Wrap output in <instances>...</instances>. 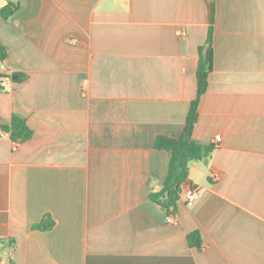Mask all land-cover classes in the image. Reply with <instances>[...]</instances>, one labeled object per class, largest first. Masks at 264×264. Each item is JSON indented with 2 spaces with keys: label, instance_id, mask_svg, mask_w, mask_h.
<instances>
[{
  "label": "crops",
  "instance_id": "crops-1",
  "mask_svg": "<svg viewBox=\"0 0 264 264\" xmlns=\"http://www.w3.org/2000/svg\"><path fill=\"white\" fill-rule=\"evenodd\" d=\"M12 1L19 11L0 15L13 78L0 89L1 264H264V0L215 2L192 136L214 150L190 163L199 198L180 195L175 224L151 199L171 159L155 141L185 130L211 0ZM14 115L29 140L4 130Z\"/></svg>",
  "mask_w": 264,
  "mask_h": 264
},
{
  "label": "trees",
  "instance_id": "trees-1",
  "mask_svg": "<svg viewBox=\"0 0 264 264\" xmlns=\"http://www.w3.org/2000/svg\"><path fill=\"white\" fill-rule=\"evenodd\" d=\"M5 1V6L0 10V15L5 18H11L20 9V5L12 0ZM216 0H211L212 3V17L211 25L208 32V38L206 46H209L207 56H204V50L206 46L200 48L199 63L197 68V95L192 101L187 120L186 127L183 135L179 139H173L168 137H158L155 141V148L157 150H165L171 153L169 173L166 180L164 189L159 193L151 195V199L158 203L168 213H176L178 201L181 195V187L190 176L189 165L194 160H202L211 154L214 147H207L197 144L193 141L192 136L195 130V126L199 117V106L202 97L207 93L209 87L210 75L213 72V31H214V11ZM8 52L6 48L0 42V61L6 60ZM22 78L20 75H15ZM0 89H4L1 88ZM4 130L10 133L11 139L16 142H24L29 140L33 136V131L27 126L24 119L19 116H13L9 126L4 127ZM53 225L52 221L48 218V222H43L40 225H36L34 229L40 230L41 227L47 228ZM188 243L190 246L201 249L202 238L199 232L191 233L188 236Z\"/></svg>",
  "mask_w": 264,
  "mask_h": 264
},
{
  "label": "built area",
  "instance_id": "built-area-1",
  "mask_svg": "<svg viewBox=\"0 0 264 264\" xmlns=\"http://www.w3.org/2000/svg\"><path fill=\"white\" fill-rule=\"evenodd\" d=\"M12 83H13V78L11 77V75H8L6 73L3 64L0 63V87L4 89H8L12 85ZM220 140H221V136H217L216 141H220ZM181 196H183L186 205L192 206L194 203H196V201L199 198V188L190 183H184L181 187ZM175 216L176 213H173L170 216H168L167 222L170 224H175L176 223Z\"/></svg>",
  "mask_w": 264,
  "mask_h": 264
},
{
  "label": "water",
  "instance_id": "water-1",
  "mask_svg": "<svg viewBox=\"0 0 264 264\" xmlns=\"http://www.w3.org/2000/svg\"><path fill=\"white\" fill-rule=\"evenodd\" d=\"M208 49H209V46H206V48H205V50H204V56H207V54H208ZM17 79H18V77L15 76V77H14V80H17Z\"/></svg>",
  "mask_w": 264,
  "mask_h": 264
}]
</instances>
